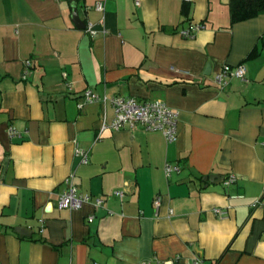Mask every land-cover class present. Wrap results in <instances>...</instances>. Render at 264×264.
Listing matches in <instances>:
<instances>
[{
	"label": "crops",
	"instance_id": "1",
	"mask_svg": "<svg viewBox=\"0 0 264 264\" xmlns=\"http://www.w3.org/2000/svg\"><path fill=\"white\" fill-rule=\"evenodd\" d=\"M224 64H244L246 80L218 87ZM86 88L107 101L84 102ZM116 95L178 110L176 140L111 129ZM167 163L179 171L167 176ZM71 173L103 203L58 208ZM195 257L264 264V13L232 21L230 0H0V264Z\"/></svg>",
	"mask_w": 264,
	"mask_h": 264
},
{
	"label": "built area",
	"instance_id": "2",
	"mask_svg": "<svg viewBox=\"0 0 264 264\" xmlns=\"http://www.w3.org/2000/svg\"><path fill=\"white\" fill-rule=\"evenodd\" d=\"M135 6H139L142 0H133ZM95 9L103 11L104 6L102 1H97L94 5ZM196 27L192 25L190 29H184L180 33L186 37H192V30ZM86 31L91 35L96 34V30L93 28L92 23H87ZM25 69L21 75L22 78H26L29 68L32 66V62L27 59L24 61ZM232 77L239 78L241 80H246V67L244 64H238L231 66L224 64L219 71H217L213 77L214 83L220 87L224 88L229 79ZM67 88L71 89V86L67 84ZM82 100L84 102H96L102 101L106 102V96H99L93 89L86 88L82 92ZM110 104L113 108V117L109 122V127L113 130H118L121 128L129 129H142L144 131H160L163 133L167 142H173L177 138V123H178V110L170 107L164 101L160 99L152 100H138L134 96H121L116 95L109 98ZM105 120L103 122V127H105ZM9 134L11 136L21 137V133L16 130L15 127H9ZM75 155L79 157L80 163H88L89 153L87 150L81 148L78 143L75 144ZM173 171H179L178 165H173L167 163L165 165V173L170 176ZM235 180L234 175H229L226 178V183L229 184ZM66 188L60 194L57 200V207L68 208V209H79L84 203L91 202L94 206H99L103 203V198L101 196L93 197L87 193H80L74 184V173H71L66 179ZM114 194L122 197L123 191L115 190ZM258 201L252 203L255 206ZM153 205L155 208L159 206V198L155 197L153 200ZM213 211L219 215H225V211L222 208H214ZM92 217H89L91 220ZM173 261H165L159 264H172ZM94 264H99L95 262ZM189 264H201L200 257H195L191 259Z\"/></svg>",
	"mask_w": 264,
	"mask_h": 264
},
{
	"label": "trees",
	"instance_id": "3",
	"mask_svg": "<svg viewBox=\"0 0 264 264\" xmlns=\"http://www.w3.org/2000/svg\"><path fill=\"white\" fill-rule=\"evenodd\" d=\"M232 21L252 18L264 13V0H230Z\"/></svg>",
	"mask_w": 264,
	"mask_h": 264
},
{
	"label": "water",
	"instance_id": "4",
	"mask_svg": "<svg viewBox=\"0 0 264 264\" xmlns=\"http://www.w3.org/2000/svg\"><path fill=\"white\" fill-rule=\"evenodd\" d=\"M72 19H73V22L75 23V25L77 27H83L84 24L80 20V18L78 17L77 8L75 6H74L73 11H72ZM203 179H205L209 182L217 183L219 181H222L223 177H220L217 174H209V175L204 176ZM16 230L20 233L28 234V229L23 227V226H17Z\"/></svg>",
	"mask_w": 264,
	"mask_h": 264
}]
</instances>
